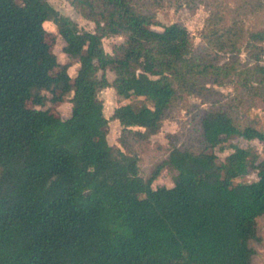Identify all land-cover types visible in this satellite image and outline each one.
Returning a JSON list of instances; mask_svg holds the SVG:
<instances>
[{"label":"trees","instance_id":"obj_1","mask_svg":"<svg viewBox=\"0 0 264 264\" xmlns=\"http://www.w3.org/2000/svg\"><path fill=\"white\" fill-rule=\"evenodd\" d=\"M70 3L93 31L49 0H0V264H253L264 164L249 146L235 144L221 160L215 149L264 142V128L237 122L211 100V85L233 77L264 109V28L249 32L245 64L218 62L195 50L184 24L159 22L153 0ZM46 22L77 60L74 76L46 40ZM115 35L123 42L109 53L102 40ZM107 87L152 105L121 104L107 118L98 97ZM68 94L70 114H52ZM185 95L209 104L199 144L167 134L165 158L144 178L132 148L146 146ZM109 119L121 126L118 144L107 140ZM164 168L176 171L173 184L154 187ZM253 169L255 180L235 182Z\"/></svg>","mask_w":264,"mask_h":264},{"label":"rangeland","instance_id":"obj_2","mask_svg":"<svg viewBox=\"0 0 264 264\" xmlns=\"http://www.w3.org/2000/svg\"><path fill=\"white\" fill-rule=\"evenodd\" d=\"M70 1L49 0L55 9L75 21L80 28L93 31L94 23L82 17ZM153 1V10L159 22L162 24L172 22L184 24L193 40L195 50L208 54L218 62H225L230 58L238 57L245 64L251 55L250 48L247 46L249 32L257 28H264V0H260L261 2L258 0ZM44 26L47 30L46 40L51 44L58 61L67 64L69 74L74 76L78 67L77 60L68 57L63 52L64 42L58 35L56 26L52 22H46ZM155 28L160 29L161 27L155 26ZM102 42L104 49L112 53L113 48L123 42V37L118 35L104 37ZM219 42L225 44L223 49L218 48ZM231 43L235 44V51L231 50ZM262 63L264 64V55ZM106 76L110 82L114 79V73L110 70L106 71ZM213 86L218 90V94L213 95L211 100L228 107L236 117L237 122L241 124L252 122L256 126L264 128V109L261 107L260 100L253 96L244 95L242 88L236 84L235 78L232 77L223 85H211V87ZM70 96L71 94H68L62 101L50 105L51 113L62 118L68 116L71 109ZM98 97L103 102V113L107 118L111 116L113 109L121 104L129 103L135 109L144 105H152L144 97L117 96L112 87L100 90ZM208 105L194 95H185L170 108L160 131L151 136L149 143L144 147L135 145L132 148L138 154L140 174L144 178L148 177L155 166L165 158V150L168 148L167 134H173L174 141L180 146L192 148L198 146L201 139L199 118L202 110ZM107 128L108 142L118 144L117 138L121 129L118 120L109 119ZM235 144L242 147H252L259 154L258 166H263L264 142L256 139L251 141L238 138L229 140L224 151L215 149L218 159H223ZM175 174L176 171L173 169H162L158 178L153 182V186H171ZM256 178L257 169H253L247 175L236 178L235 182H250ZM257 229L260 239L252 243L256 250L253 264H264V217L258 218Z\"/></svg>","mask_w":264,"mask_h":264}]
</instances>
